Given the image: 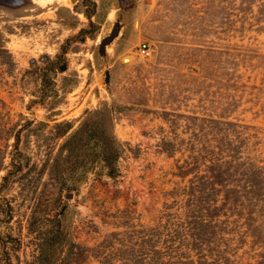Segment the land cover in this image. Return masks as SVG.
<instances>
[{"label": "rangeland", "instance_id": "1", "mask_svg": "<svg viewBox=\"0 0 264 264\" xmlns=\"http://www.w3.org/2000/svg\"><path fill=\"white\" fill-rule=\"evenodd\" d=\"M95 1L97 29L72 44L67 68L55 76L56 92L38 101L34 59L53 56L88 19L78 10L80 0H0V36L12 59H0V156L8 159L11 127L32 119L19 143L28 163L0 191L13 204L5 229L18 240L11 251L15 264H34L39 237L65 205V226L85 249L68 264H109L107 253L114 255L138 224L154 222L179 179L174 162L185 152L169 155L162 138L192 136L193 115L203 104L217 112L222 101L238 97V108L229 113L253 125L248 131L254 134L241 150L264 162V31L219 40L223 51L238 52L213 55V0ZM115 22L117 35L102 47ZM142 41L151 47L147 56L139 53ZM228 75L247 86L226 84ZM104 105L110 129L124 143L118 174L106 175L97 162L78 189L59 187L54 166L62 141L88 110ZM66 121L71 127L59 136ZM251 244L248 237L243 260L255 255Z\"/></svg>", "mask_w": 264, "mask_h": 264}, {"label": "trees", "instance_id": "2", "mask_svg": "<svg viewBox=\"0 0 264 264\" xmlns=\"http://www.w3.org/2000/svg\"><path fill=\"white\" fill-rule=\"evenodd\" d=\"M76 4L74 8L76 9ZM95 0H80V8L87 17V26L67 36L53 55L41 54L33 61V70L40 80V100L56 92L55 76L68 66L67 53L75 41L92 35L97 25L91 19L96 12ZM264 31V0H213V55L226 52L216 44L219 40L243 36L246 30ZM258 54V53H257ZM248 55H252L251 52ZM0 59L9 63L11 54L0 36ZM232 60L233 57H231ZM226 77V84L244 86L245 82ZM242 74L237 73L236 77ZM232 78V79H231ZM230 80V81H229ZM250 87H256L252 84ZM33 102L37 100L32 99ZM3 103V100L0 99ZM232 96L216 108L201 105L200 115L192 136L163 137L162 148L169 155L183 149L185 155L175 159L173 171L179 179L166 191L167 199L150 225L138 224L130 239L121 241L117 251L107 253L109 264H264V162L255 154L241 148L251 142L253 125L231 117L240 104ZM107 107L88 110L79 124L62 141L55 158L54 176L59 187L78 189L95 163L99 162L110 177L119 172L118 159L124 143L110 129ZM191 117V116H190ZM25 119L12 133L8 153L0 156V191L28 163V156L20 147ZM58 133L63 136L67 125ZM192 129L191 126L186 127ZM244 146V147H245ZM66 205L54 215L52 227L39 237L34 264H68L78 260L84 247L72 239L65 226ZM13 204L0 195V260L15 264L11 251L18 240L5 226L12 218ZM248 237L255 255L243 260L242 249ZM129 242V244L127 243ZM257 245V249H255ZM241 249V253H239ZM118 261V263H116Z\"/></svg>", "mask_w": 264, "mask_h": 264}, {"label": "water", "instance_id": "3", "mask_svg": "<svg viewBox=\"0 0 264 264\" xmlns=\"http://www.w3.org/2000/svg\"><path fill=\"white\" fill-rule=\"evenodd\" d=\"M118 30H119V23L115 22L110 33L103 38L101 46L104 47L107 43L111 42L117 35ZM68 194H70V192H68Z\"/></svg>", "mask_w": 264, "mask_h": 264}, {"label": "built area", "instance_id": "4", "mask_svg": "<svg viewBox=\"0 0 264 264\" xmlns=\"http://www.w3.org/2000/svg\"><path fill=\"white\" fill-rule=\"evenodd\" d=\"M139 53L143 56H147L151 53V47L147 41H142L140 43Z\"/></svg>", "mask_w": 264, "mask_h": 264}]
</instances>
